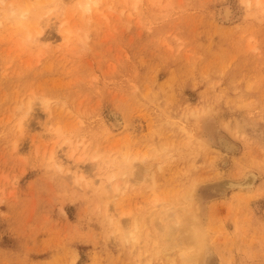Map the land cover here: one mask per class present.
<instances>
[{"label": "rangeland", "instance_id": "rangeland-1", "mask_svg": "<svg viewBox=\"0 0 264 264\" xmlns=\"http://www.w3.org/2000/svg\"><path fill=\"white\" fill-rule=\"evenodd\" d=\"M248 1L0 0V264H195L192 214L201 264H264Z\"/></svg>", "mask_w": 264, "mask_h": 264}, {"label": "bare ground", "instance_id": "bare-ground-1", "mask_svg": "<svg viewBox=\"0 0 264 264\" xmlns=\"http://www.w3.org/2000/svg\"><path fill=\"white\" fill-rule=\"evenodd\" d=\"M90 1H93L94 3H96L97 0H83L84 3L83 2H82V4L78 3L77 5H79L81 7V9H86L87 5ZM252 1L254 2V0H252ZM245 2L248 5V3L250 1L245 0ZM256 2H257V0H256ZM254 4H255V2H254ZM9 5H10V16L11 17L16 16L17 18H20V19L25 18L26 14L28 13V10H26V9L20 10V9H18V7H14L12 2H10ZM256 5H259V4L256 3ZM222 14L226 19H228L231 15L230 8L224 7ZM40 18H43V16L39 15L38 17L33 18V22L34 23L36 22L35 24L37 25V27H39L38 23H39ZM37 27H35V28L37 29ZM21 28L25 30L24 33L28 37V35L30 34L29 33L30 31L27 29V27L24 23L21 25ZM36 29H34L33 31H35ZM36 32H37V30L35 31V34L33 35L34 39L35 38L37 39L38 36H40L39 35L40 31L38 30V32H39V33H37L38 35L36 34ZM43 39H45V38L43 37ZM28 108H30V107L28 106ZM114 119L117 123H119L118 117H115ZM61 166H62V164L59 163L58 168H61ZM112 177H114V175H112ZM254 178L255 177L251 172L245 173L244 176L240 180V185H239L240 188L248 187L254 181ZM230 185H232V184H230ZM182 224L183 225H181V226H183L186 229L185 231L188 232L186 238L190 239V241L193 243V249L189 253L190 254L189 258H191V261H193L195 264H201L204 261V258H203L204 257V247H203L204 244H203L201 234L199 231L200 229L198 226L196 215L195 214H192L191 216L185 215L184 218L182 219Z\"/></svg>", "mask_w": 264, "mask_h": 264}]
</instances>
